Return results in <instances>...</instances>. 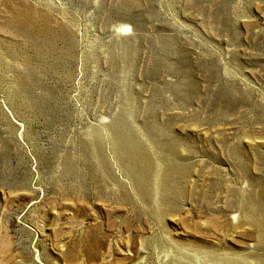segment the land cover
<instances>
[{"label": "rangeland", "instance_id": "374dc122", "mask_svg": "<svg viewBox=\"0 0 264 264\" xmlns=\"http://www.w3.org/2000/svg\"><path fill=\"white\" fill-rule=\"evenodd\" d=\"M252 213L264 0H0V264H253Z\"/></svg>", "mask_w": 264, "mask_h": 264}, {"label": "bare ground", "instance_id": "6f19581e", "mask_svg": "<svg viewBox=\"0 0 264 264\" xmlns=\"http://www.w3.org/2000/svg\"><path fill=\"white\" fill-rule=\"evenodd\" d=\"M120 28H122L123 30H126L129 28L128 24L122 23L120 24ZM117 146L122 149L124 151V154L128 157V158H132L133 153L135 150H133L134 148L131 147L129 144H127L124 140L120 139L116 142ZM135 147V146H134ZM254 213V212H253ZM251 214L250 217V222L256 227L257 231H258V236H257V243L259 245V247H264V215H260V214ZM184 257V256H183ZM256 262H254L253 264H264V255H260V256H255ZM233 262L228 263V264H250L248 258H242L241 260H231ZM226 262H228V260H226ZM174 264H187L186 262H184L182 259L178 260V262L176 261Z\"/></svg>", "mask_w": 264, "mask_h": 264}]
</instances>
